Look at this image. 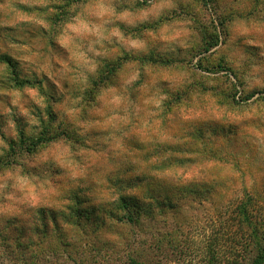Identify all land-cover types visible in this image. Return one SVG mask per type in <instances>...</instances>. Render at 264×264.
Masks as SVG:
<instances>
[{
  "label": "clouds",
  "instance_id": "9594fccd",
  "mask_svg": "<svg viewBox=\"0 0 264 264\" xmlns=\"http://www.w3.org/2000/svg\"><path fill=\"white\" fill-rule=\"evenodd\" d=\"M217 2L218 8L208 0H147L143 6H137L138 0H4L0 4L7 25L0 28V59L7 58L13 65L19 62L16 71L21 81L34 85L46 75L55 85L52 95L65 97L63 103L51 104L47 84L18 88L8 64L0 63V69L6 70L0 96L10 98L8 103L0 102V116L5 118V126L0 128V257L4 264H45L53 259V253L67 259L63 242L86 256L93 237L82 212L95 209L96 215L103 214L107 223L119 228L115 217L127 216L124 204L131 197L157 210L163 204L170 216L175 212L181 218H199L200 228L185 232L189 254L171 264H210V248L219 228L217 211L229 208L237 195L243 202L245 190L264 207V199L257 195L260 178L255 167L242 163L230 190L213 183L222 179L219 174L205 171L196 175L189 168L178 173L167 170L169 157L175 155L168 145L184 142L180 137L191 130L192 120L182 115L179 107L169 116L161 104L170 97L158 92L153 116L174 122L170 133L175 139L162 141L153 126L147 125L144 147L130 149L125 138L134 134L136 126L126 119L101 142L107 148L92 149L61 138L59 149L41 145L31 155L20 147L15 155L11 151V140L20 145L21 139L38 136L44 127L50 125L54 130L61 126L64 117L52 124L47 116L49 108L70 118L81 137L94 127L86 114L114 119L117 108L103 95L98 96L99 109L84 103V94L91 87L89 77H95L103 67L97 58L119 55L121 47L147 54L156 44L173 54L176 45L200 51L205 46L201 24L218 38L203 59L207 64L222 62L225 70L200 73L195 70L196 61L201 59L197 56L186 68L185 85L203 79L236 93L237 99L251 94L252 99L233 107L227 118L237 113L245 120H264V0ZM19 4L26 5L30 14H20ZM50 40L65 48L67 55L55 51ZM121 98L127 100L126 96ZM17 115L28 127H18ZM201 119L219 117L205 112ZM128 125H132L131 130ZM205 192L206 197L199 195ZM205 218L211 219V226ZM97 235L120 240L115 231L106 234L101 230ZM225 239L228 243L218 257L220 264H248V252L264 253V223L254 220L251 226L245 224L242 233L233 229ZM73 260H77L75 255Z\"/></svg>",
  "mask_w": 264,
  "mask_h": 264
},
{
  "label": "rangeland",
  "instance_id": "374dc122",
  "mask_svg": "<svg viewBox=\"0 0 264 264\" xmlns=\"http://www.w3.org/2000/svg\"><path fill=\"white\" fill-rule=\"evenodd\" d=\"M3 2L4 0H0V4ZM208 2L215 4L217 8L219 7L217 0H208ZM146 3L147 0H138L137 6H143ZM18 11L22 15L30 14L29 9L24 4L18 5ZM59 19V17L55 18L57 22ZM2 27H7V25L5 24L4 13L0 10V28ZM201 27L204 28V31L200 33V36L205 46L200 51L195 48L176 45V54H173L167 48L156 44L150 48L147 54L137 53L135 49L121 47V54L119 55L110 53L106 57H98L97 59L101 61L103 67L98 69L95 77H89L91 87L84 94V103L88 104L90 108L95 105L99 109L98 96L103 95L105 101L111 102L117 108L114 114L115 118L104 120L99 115L86 114V118L94 124V127L90 128L81 137L78 135L77 125L70 118L64 116L63 112H54L49 108L47 112L48 120L55 124L63 116L61 126L54 130L51 129L50 125L44 127L38 136L27 141L21 139L20 145H17L15 140H11L12 154H16L17 147H20L29 155L36 152L41 145H55L59 149L61 145L58 142L61 138L92 149L107 148L108 145L101 142L126 119H131L132 125L136 126L134 134L125 138V143L130 149L139 151L144 147L148 131L147 125L153 126L162 141L166 142L169 138L175 139V137H171L170 133L174 122L167 119L159 120L153 116L155 93L158 92L160 95L170 97L161 104L162 107L166 108L169 116H171L173 109L179 107L181 114L192 120L189 125L191 130L185 136L180 137L184 142L177 143L174 146L168 145L169 150H174V156L180 161L171 162L173 164H167L166 167L171 171L175 170L177 173L180 169L189 168L196 175L205 171L209 175L219 174L222 179L216 180L214 184H221L223 185L222 188L230 190L229 185L235 182L234 177L239 173L243 163L257 168V175L260 178L258 192L264 198V175H261V173H264V168L260 167L261 164H264V120H245L237 113H233L230 119L227 118V113L233 107L246 104L252 99V95L249 94L237 99L236 93L224 89L221 85H209L203 79L194 80L192 84L185 85L186 68L192 65V61L196 60L197 56H200L201 59L196 61V71L211 75L225 70L222 62L207 64V61L203 59L218 42V38L209 35L203 24H201ZM41 32L47 35L45 30L41 29ZM49 44L55 51L67 55V50L56 41L50 40ZM69 44H71V41H69ZM189 56L191 59H188ZM0 63L8 64L9 70L16 78L18 88H23L25 84L42 88L44 84H47L49 89L48 99L51 104L64 102V96L52 95L55 85L48 80L46 75L43 76V80L36 79L33 85L32 81H21L19 79L16 71L19 62L13 65L9 59L3 58L0 59ZM4 71L6 70L0 69V84L4 83L2 79ZM33 75L35 76V73ZM134 76L138 78L133 80ZM213 78L216 77L213 76ZM128 81H131V83H128ZM147 84H150L151 87H144ZM64 87L67 89L69 85L65 83ZM173 88L178 90L173 92ZM122 95L127 97L126 101L121 98ZM9 99V97L0 96V102L8 103ZM32 107L38 106L33 104ZM205 112L212 113L219 119H201ZM15 119L18 127H28L23 117L17 115ZM132 125L127 126L128 130L132 129ZM4 126L5 118L0 116V128ZM115 134L119 136L120 132L116 131ZM23 135L24 133L21 132L22 137ZM84 141H88V144L85 145ZM162 163L164 162L162 161ZM246 194L245 190L244 198ZM199 195L206 197L207 193ZM131 199H135V197ZM237 199H240L239 195L235 200ZM134 207L135 211L149 208L148 204L142 202ZM95 211V209L84 210L81 214L83 221L90 226L93 237L88 254L84 256L74 245L63 242L62 247L67 259H64V256L58 253H53V259L46 261L45 264H131L129 262L130 257H134V259L144 262V264L146 261H151L150 264H171L180 255L173 251L174 247L172 245L186 244L188 246L185 232L196 231L201 226L199 218L189 220L188 218L179 217V214L175 212L170 216L169 211L164 206L159 210L155 208L153 219L142 216L140 224H120L121 227L119 228L107 223L103 214L96 215ZM110 215L115 216L114 214ZM115 219L117 220L116 217ZM205 222L209 224L206 218ZM101 230L106 234L115 231L120 236V240L101 239L97 235ZM157 233L161 235L171 233V236L164 238L162 244L156 241L154 246L157 250L155 251V247L148 248L142 242L148 241V239L150 241L151 237L158 235ZM174 239L178 242H173ZM132 248L139 250L138 255ZM143 252L145 255L142 254ZM159 254H162L163 257ZM74 255L77 260H73ZM138 256L145 258H138ZM161 257L165 262H157L160 261ZM0 264H4L3 257H0Z\"/></svg>",
  "mask_w": 264,
  "mask_h": 264
},
{
  "label": "trees",
  "instance_id": "16d2710c",
  "mask_svg": "<svg viewBox=\"0 0 264 264\" xmlns=\"http://www.w3.org/2000/svg\"><path fill=\"white\" fill-rule=\"evenodd\" d=\"M169 159L171 160V162L180 161L175 156L169 157ZM172 164L173 163H170V165ZM167 170L171 172L169 168H167ZM215 182L216 180L213 181V183ZM219 185L221 187L223 186L221 184ZM257 195L261 199H264L261 193L257 192ZM131 198H134V197H131ZM131 198H128L127 202L124 204V207L127 209V213H128L127 216L116 217L117 221L120 224H123V225L140 224L141 222L140 218L142 216L144 218H150V219H153L155 217V208L153 207V205L148 204V207H149L148 209L135 211L136 209L134 206L138 205L139 202L136 200V198L135 199H131ZM158 204H159V201H158ZM230 204L231 206L229 208L217 211L216 222L219 224V228L217 232L215 233V238L212 241V245L210 248V251L212 252V257H213V259L210 261V264H220V259H218V257L221 255L223 251V246L228 243V239H231V237H228V239H225V237L227 236L229 232H232V230L235 229L237 233H242L244 230L245 224L251 226L254 220L264 223V207L260 206L258 203V200L253 198L252 196L246 194L245 198L243 199V202H241L240 199H237L235 201L230 202ZM162 207H163V204H160L159 209H162ZM207 219L209 222V226H211V223H212L211 219L206 218V220ZM157 234H158L157 236L154 235L153 237H151L150 241L148 239V241H144L142 243L145 244V246L148 248L149 247L154 248L155 247L154 244L156 241L157 243L162 244L164 241V238L171 236V233H166L164 235H161L160 233H157ZM173 242H178V240L174 239ZM172 247H174L173 248L174 252L180 254L178 255L179 257L177 260H180L181 258L188 255V252H187L188 246H186V244L180 245V246L172 245ZM132 250L134 252H137V255H138L139 250L137 248H132ZM154 250L155 251L157 250L156 247L154 248ZM144 252L142 253L143 255H145ZM159 255L163 257L162 254H159ZM139 257L145 258L142 256H138V258ZM162 257L160 261H157V262L159 263L162 261L165 262ZM247 261H248V264H264V253L248 252ZM129 262L131 264H144V262L143 263L139 262L136 259H134V257H130ZM146 263L150 264L152 262L146 261Z\"/></svg>",
  "mask_w": 264,
  "mask_h": 264
}]
</instances>
